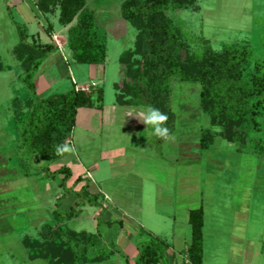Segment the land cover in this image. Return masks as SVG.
<instances>
[{"label": "rangeland", "instance_id": "rangeland-1", "mask_svg": "<svg viewBox=\"0 0 264 264\" xmlns=\"http://www.w3.org/2000/svg\"><path fill=\"white\" fill-rule=\"evenodd\" d=\"M19 1L21 0H0V65L6 69L0 72V208L11 205L17 193L23 192L19 189L15 190L16 192L10 189V183L12 180L14 182L18 179V173L23 176V173H20L19 159L17 158L19 132L14 125L10 104L11 99L14 97L23 98L28 92L18 78L21 73L20 66L12 55V50L18 41V34L12 20L26 25L30 32L35 31L37 21L31 22L35 15L32 1L24 0L23 4L17 6ZM123 1L125 0H86L87 5L85 6L87 11L93 12L96 30L106 42V60L103 64L106 68V76L99 88L106 92L105 101L107 103L111 99L114 100L115 92L112 85L118 84L119 77H122L118 57L123 52L133 48L137 34L136 30L121 18L120 6ZM166 14L181 31L183 42L189 52H203L206 48H210L213 52L219 53L226 45L246 44L252 50L249 70L254 68L256 61L264 60V0H197L193 7L169 10ZM52 20L54 21L55 18L52 17ZM41 23L42 20L40 19L38 24ZM56 25L59 26L57 22ZM74 25H76V20L71 24V26ZM51 27L50 31H52ZM67 45L66 42V50H68ZM68 58L70 70L75 74L74 78L77 80L78 86L89 84V73H91L89 65H79L74 63L71 57ZM101 68L97 66L95 72L100 71ZM78 77L84 79L83 82ZM71 79L72 77L69 76L66 80L60 81L47 92L40 94L39 98H47L54 94H64L70 91L73 88ZM169 84L172 109L176 115V121L171 132L174 139L162 140V143L158 144L157 150L159 154L161 153L160 159L168 160V162L169 160L176 161L178 164L175 166L178 168L181 166V161L185 163L187 156L189 159L194 157V182L199 181V185L198 190L193 189V195L188 199L192 200L191 206L197 204L199 199L203 204L205 219L208 223V264H225L223 257H226L229 249L233 247L230 245L233 236L230 235L229 238V234L233 232L236 221L240 227V232L237 235L241 237L244 235L245 244L240 245L241 248L238 245L239 237L237 236V244H235L237 252L234 254V261L232 263L230 261L229 264H264V154H256L255 148L257 140H261L264 146V113L259 119L261 131L252 133L249 136L251 141L244 147L241 148L239 144L227 143L217 135L214 143L206 151H200L198 142L201 131L210 129L209 118L202 113L199 107L200 85L180 82L177 77L171 78ZM212 130L219 132V128ZM145 133L140 130L137 131L132 140L134 146H141L146 142L148 137ZM170 143L172 145H169ZM165 144L166 147H164ZM93 146L83 148L79 140L73 139L72 145L68 147L71 149L69 152H76L77 155L75 156L79 157L80 160L83 161V155H85V161L89 160L98 164L100 171L92 173L93 177L88 183L93 184L99 192L101 190L110 192L113 183L106 182L109 172L107 173L108 167L105 161L99 160V158L93 159L99 149L104 148L105 139L99 140V144L95 148H89ZM90 151L91 156L89 155ZM29 161L33 168L48 166L47 162L40 157L31 156ZM58 167V165H49L50 171ZM33 173L29 171V176ZM120 180L116 191H124L123 189L128 187L137 191L140 188L137 181H127V175L122 176ZM31 182L28 183L30 185L28 190L24 189L29 193L34 192V199L29 206H32L35 215H48L50 211L49 206H47L48 203H45L47 201L46 196H40L38 193L41 192V189H38ZM115 183L117 184V180ZM72 184V178L67 180L66 185L68 187H71ZM146 184L144 185L145 190L156 189L155 193L153 191L147 193V211L154 206L155 195L153 194L158 195L157 204L161 197H166L165 192L161 193L167 191V179L164 173H160L156 185H150L149 182ZM61 191L65 193V190L62 189ZM74 191L75 193L78 192V187L77 191ZM75 193L66 195V200L61 201V205H64L62 207H67L65 202L69 199L71 201L69 206L74 205L79 198L76 197ZM88 193L91 195L90 197L93 196L89 189ZM122 194L124 192H121L120 196ZM249 195L251 203L244 205L241 201H247ZM94 196L96 198L95 205L86 203L87 207L82 214L84 217L81 223L80 221L78 225L75 222L71 223L73 217H68L63 222V228L81 230L80 228L83 226L84 230L93 232L97 237V241L93 240L96 245L95 251L107 250L110 252L114 250L115 240L104 245L101 238L104 240L107 237L105 233L114 234V231H110L103 225H100L99 229L95 231L93 226L90 227L87 218L85 219L88 216L93 217L101 205L102 196ZM84 198L85 196H83ZM83 199L80 201L86 202ZM182 200L185 199L182 198ZM161 204L166 208L168 207L165 203ZM79 208L82 207H78L76 210L79 211ZM244 211H247L248 215L244 214ZM45 217L41 222L54 225L52 214L47 217L48 220ZM95 222L100 224L101 220L97 218ZM45 224L40 225L32 233L35 226L32 229H22L23 222L20 215L12 216L2 213L0 215V232L2 233L0 236V264H47L46 261L42 262L41 260L29 263L26 251L21 244L24 233L33 234V237H36L40 235ZM74 232L76 234L82 233L75 230ZM144 232L141 230L139 234H144ZM82 234L89 235L85 232ZM241 239L243 240V238ZM228 242L230 243L228 244ZM94 250L86 253L89 259L97 254H94ZM109 255L110 253H107L105 256L109 257ZM89 259L85 260L83 264H91Z\"/></svg>", "mask_w": 264, "mask_h": 264}, {"label": "trees", "instance_id": "trees-1", "mask_svg": "<svg viewBox=\"0 0 264 264\" xmlns=\"http://www.w3.org/2000/svg\"><path fill=\"white\" fill-rule=\"evenodd\" d=\"M196 2L197 0L122 2L121 18L137 34L133 48L119 56L123 80L114 86L118 92L117 103L160 109L168 114L166 126L171 133L176 121L171 102V78L177 77L180 82L199 84V107L208 116L210 125V129L201 131L199 149L207 150L217 135L242 148L251 141L249 136L252 133L261 131L259 119L264 113V60L256 61L254 68L249 70L252 50L246 44L226 45L219 53L210 48L203 52H189L181 31L166 13L169 10L193 7ZM36 6L44 15H53L58 10V23L63 27L70 26L67 30V46L74 63L89 66L105 63L106 42L96 30L93 12L86 10V0H37ZM74 20L76 25L71 26ZM12 23L18 34L12 55L20 66L18 78L28 91L23 98L14 97L10 104L14 125L19 132L17 158L20 173L29 177V171H41L53 180L62 176L58 185L65 190V198L72 194L73 187L82 181L81 178H76L74 185L67 188L66 182L72 178L68 167L62 166L53 171L48 166L33 168L29 158L40 157L46 162L59 159L62 151L58 149L70 137L78 110H102L104 92L102 88L89 92L73 89L64 94L39 98L35 75L49 55L57 50V46L36 41L29 35L25 25L13 20ZM50 33L51 31L47 32V35ZM5 70L0 65V72ZM213 128H219V132H214ZM155 140L161 144L164 139L155 136ZM256 142V154H264L261 140ZM89 185L90 183L85 182L76 197H79L80 202L85 196V203L95 205L96 198L90 197L88 193ZM78 200L62 213L59 212L61 201L58 202L57 209L52 213L54 225H45L36 237L24 235L21 244L29 262L41 260L47 264H83L89 259L86 253L94 250L96 245L93 240L97 241V237L76 234L63 228V222L76 214ZM108 224L121 226L117 221H109ZM188 224L191 239L185 251L186 260L174 264H203L202 207L189 211ZM114 250L120 253L116 246ZM137 250L134 264H169L167 255L171 252V246L157 236L150 235L148 241L140 244ZM107 253L111 251H95L96 255L89 260L99 261Z\"/></svg>", "mask_w": 264, "mask_h": 264}, {"label": "crops", "instance_id": "crops-1", "mask_svg": "<svg viewBox=\"0 0 264 264\" xmlns=\"http://www.w3.org/2000/svg\"><path fill=\"white\" fill-rule=\"evenodd\" d=\"M31 1L35 9V15L33 16L31 22H37L35 23L36 28L34 32H30L28 27L25 25L29 31V35L33 36L36 41L42 44L52 43L57 46V50L49 55L35 75L37 95L40 96V94L47 92L54 85L64 79L66 80L69 76L72 77L71 84L73 88L71 90L85 88L88 89L87 92H89L90 90L99 88V85L102 84L103 80H105L106 68L103 65H99V67L102 68L100 71L97 70V72H95V68L97 66H89L91 72L89 73L90 83L84 86H78L77 80L74 78L75 74L70 70V62L68 58L71 57L70 51L65 49L67 42V30L70 26L63 27L58 23V10H56L53 15H44L39 12L36 6L37 0ZM23 3L24 0H21L16 5L20 6ZM52 17L55 18L54 21L52 20ZM40 19L42 20V23L38 24ZM56 22L59 26L56 25ZM50 25L52 26V31L49 35H47V32L50 31ZM120 73L122 77H119V83L123 80L122 68ZM78 79L82 82L84 80L81 77H78ZM115 84L116 83L112 85L115 92L113 95L114 100L111 99L109 103L105 101L106 92L103 91L104 95L102 110L95 108H81L78 110L75 127L73 128L70 137L63 145L67 147L72 145L74 139L76 141L79 140L83 148L94 145L93 147H89L90 149H93L99 144V140L105 139L104 148L99 149L98 153L95 155L96 157H93V159L99 158V160L105 161L106 166L108 167L107 173L109 172V177L106 178V182L109 184L112 182L113 184L111 185L113 188L110 190V192L106 190H101V192H99L96 190L93 184L89 185V190L93 195L92 197H95L94 195H101L102 197L101 205L99 206L98 210L95 211L94 216H88L85 217V219L87 218L90 227L92 228L93 226L95 231L99 229L100 225L107 227L110 231H114V234L105 233L107 237L104 240L101 238V240L104 245L111 243V240H115L114 244L116 248L119 249L120 253L112 250L109 257H103L101 260L95 262L92 261L91 264H134V261L138 255V246L140 243L147 242L150 235L157 236L167 244H171V252L167 255L169 264L181 263L185 261V251L191 239V231L188 224V213L189 211L199 207H202L204 212V224L202 230L203 264H208V223L205 219L203 204L199 199L197 204L191 206L192 200L188 199V197L193 195V189L198 190L199 185V181L197 183L194 182V157L189 159L187 156V160L185 163L181 161V166L179 168L175 166L178 164L176 161L172 162L169 160L168 162V160L165 161L160 159L161 153L159 154L157 150L158 143L156 140H154L155 135L153 134L151 127H147V125L141 119L142 113L147 108L133 104H118L116 99L118 92L114 88ZM138 130L141 132H146L148 139L146 142L141 144V146H134L132 140L137 134ZM169 145L172 144L170 143ZM164 147H166V144ZM90 154L91 151L89 152V155ZM168 154H170V152H168ZM192 154L194 155L195 153L193 152ZM75 155H77L76 152L70 153L69 151H62V155L59 159L54 162H47L48 167L49 165L68 167L71 171L73 181L78 177L81 178L82 181L73 187L72 194L75 193L74 190L77 191V187L79 190L80 187L85 184V182L91 181L93 177L92 173L95 171H100L97 163L89 160L85 161V155H83V161L80 160L79 157L77 158ZM183 172L184 174L182 175ZM160 173H164L167 179V191H162L161 193L163 194V192H165L166 197H161L158 201L159 203L157 204L158 195L153 194L155 195L154 206L153 208H150L146 211V202L148 196L147 193H150L151 191L155 193L156 189L145 190L144 185H147L146 183L148 182L150 185H156L157 177ZM125 175H127V181H137L139 183L140 188L137 191H133L129 189V187L127 189L124 188V191L115 190L118 186V182L121 181L120 178ZM17 178L18 179H16L14 182L13 180L11 181L10 189L11 191L19 189L23 192L17 193L14 198V202L11 205L1 207L0 215H2V213H7L12 216L20 215L23 222L22 229H32V227L35 226L32 230L33 233L36 228L42 224H45L44 222H41V220L44 219L45 216V219L48 220L47 217H49V215L57 209L56 204L60 201L66 200L63 196L65 193L61 191L62 188H60L58 185L61 176L53 180L44 173H34L29 177H24L18 173ZM116 180L117 184L115 183ZM29 182L33 183V185L38 189H41V192L38 193L40 196H46L47 201L45 203H48L47 206H49L48 208L50 211L48 212V215H35V211H33L32 206H29L34 199V192L30 191L31 193H29L24 191V189L28 190V187L30 186L28 185ZM73 185L74 184H72V186ZM6 187L9 188L8 186ZM67 188L70 187L67 186ZM121 192H124V194L120 196ZM182 198L185 200H182ZM250 200L251 199L249 195V197H247V201L245 200L244 202L243 200L241 202L244 205H250ZM79 203L81 204H78V206L82 208H79V211L75 209L76 212L78 211V214L76 213L73 216V220H71V223L75 222L77 225L81 223L82 218L84 217L82 214L84 209L87 207L85 202L80 201ZM161 203H165L168 207L166 208ZM70 204V199L65 202V206L67 207ZM62 205L60 203L59 212L61 213L65 212L67 208L62 207ZM71 206H69L67 210ZM244 214L248 215L247 211H244ZM97 218L101 220L100 224L95 222V219ZM109 221L120 222L121 226L118 224L109 225ZM80 229L81 230H77L74 228L76 232L80 231L91 236L94 235L93 232L84 230L83 226ZM239 229V224H237L236 221L233 232L229 234V238L230 235L233 236L232 243L230 244L231 246L233 245V247L229 249L227 256L223 257L225 264H229L230 261L232 263V261L235 259L234 254L237 252L235 250L237 247L235 246V244H237V236L239 237L238 245L242 246L245 244L244 235L243 237L237 235V233L240 232ZM69 230L74 232L73 229ZM141 230L145 231L144 234H139ZM214 234H216V231H214ZM24 235L30 234L24 233ZM0 236H2L1 232ZM31 236L33 237L34 235L31 234ZM241 238H243V240ZM169 239L171 240L169 241ZM229 243L230 242H228V244Z\"/></svg>", "mask_w": 264, "mask_h": 264}, {"label": "clouds", "instance_id": "clouds-1", "mask_svg": "<svg viewBox=\"0 0 264 264\" xmlns=\"http://www.w3.org/2000/svg\"><path fill=\"white\" fill-rule=\"evenodd\" d=\"M141 118V117H139ZM142 121L151 127L153 134L164 140H172L174 136L170 133V129L166 126V121L169 119L168 114L158 108L150 107L142 113ZM59 151H71L67 146H62Z\"/></svg>", "mask_w": 264, "mask_h": 264}, {"label": "built area", "instance_id": "built-area-1", "mask_svg": "<svg viewBox=\"0 0 264 264\" xmlns=\"http://www.w3.org/2000/svg\"><path fill=\"white\" fill-rule=\"evenodd\" d=\"M77 90H83V91H88V89H85V88H79V89H77ZM88 177H89V174H88Z\"/></svg>", "mask_w": 264, "mask_h": 264}]
</instances>
